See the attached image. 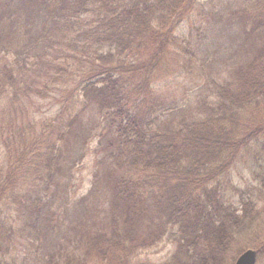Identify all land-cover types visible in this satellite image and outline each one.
<instances>
[{
  "label": "trees",
  "instance_id": "16d2710c",
  "mask_svg": "<svg viewBox=\"0 0 264 264\" xmlns=\"http://www.w3.org/2000/svg\"><path fill=\"white\" fill-rule=\"evenodd\" d=\"M11 1H0V101L8 98L0 117V264H12L9 210L34 204L46 213L61 189L68 195L77 169L69 159L73 139L90 141L81 116L91 98L102 116L92 130L112 136L105 176L113 213L103 239L90 247L98 259L133 264L149 244L137 231L157 219L162 231L153 242L166 234L178 243L163 264H235L249 242L264 256L259 202L245 195L235 201L223 183L243 163L264 194V144L257 143L264 139V7L242 18L250 50L227 77L208 80L198 109L173 130L158 126L157 98L141 113L133 103L154 94L164 60L186 58L182 48L193 53L191 40L181 43L175 32L194 0ZM14 25L20 31L10 49L2 42L13 45ZM36 75L42 87L29 84ZM133 76L142 80L131 83ZM49 97L60 108L38 115L35 98ZM18 112L31 131L15 124Z\"/></svg>",
  "mask_w": 264,
  "mask_h": 264
},
{
  "label": "rangeland",
  "instance_id": "374dc122",
  "mask_svg": "<svg viewBox=\"0 0 264 264\" xmlns=\"http://www.w3.org/2000/svg\"><path fill=\"white\" fill-rule=\"evenodd\" d=\"M14 2L16 0L11 1L12 4ZM263 7L264 0H194L175 32L177 40L181 43L191 40L193 53L190 54L182 48L179 49V53L186 57L183 58L184 61L178 62L174 55H170L166 62L164 60L163 67L153 83L154 94L150 91L151 98L140 102H136L135 99L133 103L139 112L145 110V101L149 104L151 99L157 98L160 107L151 109L158 117V126L171 127L173 130L179 127L183 117L190 111L195 112L198 109L196 103L198 98L209 92L205 86L208 80L214 78L220 81L227 77L230 69L250 50V43H245L242 18L244 13H257ZM19 16L24 18L26 14L21 12ZM13 29L9 31L13 35V45L7 41L2 42L10 49L16 47L18 39L15 38L20 31L17 25H14ZM142 55L138 54L139 57ZM131 60H134L132 55L129 58V61ZM142 65L143 63H138L137 67ZM127 79L130 80V77ZM139 80L142 79L131 77V83L137 84ZM28 82L34 83L37 87L44 84L37 75L35 79H28ZM60 90L58 88V91ZM200 90L203 93L199 92ZM35 102L43 109L37 113L38 115L42 113L50 115L53 113L50 108L54 107L56 110L62 104L60 101H52L51 97L43 101L35 98ZM3 104L5 105L2 107ZM7 105L8 98H3L0 101L1 118L2 108H6ZM19 114L18 112L16 115L15 124L20 125L19 129L31 131L27 118L24 119L18 116ZM101 117L98 114L96 100L91 98L89 106L81 116V133L84 135L89 133L90 141L82 145V138L73 139L74 145L69 159H75L77 169L68 195L64 196L61 189L53 202L49 201L51 207L46 213L39 212L40 209L38 210L34 204H32L34 209L24 204L9 210L7 217L11 219V225L14 227L8 241L9 261L12 264H49L51 259H55V264H108L98 259L95 256L96 252L90 249L94 242L103 239V233H106L113 213L110 205L113 200L112 189L107 186L108 179L105 176L110 162L112 136L108 132L92 130L93 125L97 127L98 119ZM6 120L13 130L14 126L10 124L13 118L8 117ZM257 143L262 146L264 139ZM256 147L261 150V147ZM7 156L8 149L6 159ZM3 160L0 159V173L3 169ZM223 183L224 189L235 201L242 195L251 196L258 201L260 218L264 220L263 190L248 167L240 163L238 168L232 171V176L226 177ZM22 191L24 192V189ZM25 200L27 199L23 198L21 203ZM160 221L157 219L154 225L146 223L137 231V236L149 244L134 255L133 264H163L176 252L177 241L169 239L166 234L158 243L153 242V235H158L162 231L158 224ZM256 243L257 239H254L253 244ZM248 247L256 249L249 242L244 251ZM257 264H264V256L258 257Z\"/></svg>",
  "mask_w": 264,
  "mask_h": 264
},
{
  "label": "water",
  "instance_id": "95a60500",
  "mask_svg": "<svg viewBox=\"0 0 264 264\" xmlns=\"http://www.w3.org/2000/svg\"><path fill=\"white\" fill-rule=\"evenodd\" d=\"M257 254L255 249H247L240 254L235 264H256Z\"/></svg>",
  "mask_w": 264,
  "mask_h": 264
}]
</instances>
